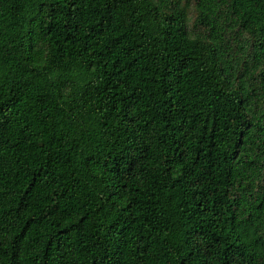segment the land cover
Masks as SVG:
<instances>
[{"label":"trees","instance_id":"16d2710c","mask_svg":"<svg viewBox=\"0 0 264 264\" xmlns=\"http://www.w3.org/2000/svg\"><path fill=\"white\" fill-rule=\"evenodd\" d=\"M0 264H264V0H0Z\"/></svg>","mask_w":264,"mask_h":264}]
</instances>
